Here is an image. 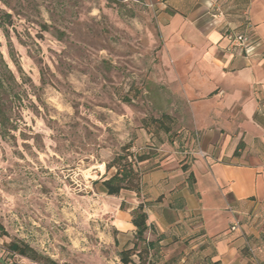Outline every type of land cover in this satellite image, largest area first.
I'll return each mask as SVG.
<instances>
[{
	"label": "rangeland",
	"instance_id": "obj_1",
	"mask_svg": "<svg viewBox=\"0 0 264 264\" xmlns=\"http://www.w3.org/2000/svg\"><path fill=\"white\" fill-rule=\"evenodd\" d=\"M158 13L154 0H0V54L17 81L0 126V264H124L141 191L107 194V164L149 153V169L188 125L165 86ZM12 240L42 259L10 254Z\"/></svg>",
	"mask_w": 264,
	"mask_h": 264
},
{
	"label": "crops",
	"instance_id": "obj_2",
	"mask_svg": "<svg viewBox=\"0 0 264 264\" xmlns=\"http://www.w3.org/2000/svg\"><path fill=\"white\" fill-rule=\"evenodd\" d=\"M154 1L165 86L188 123L181 149L138 163L146 222L173 242L155 264H264V0ZM225 23L259 40L253 55L228 50Z\"/></svg>",
	"mask_w": 264,
	"mask_h": 264
},
{
	"label": "trees",
	"instance_id": "obj_3",
	"mask_svg": "<svg viewBox=\"0 0 264 264\" xmlns=\"http://www.w3.org/2000/svg\"><path fill=\"white\" fill-rule=\"evenodd\" d=\"M0 27H3L0 22ZM17 85L16 77L13 71L8 67L0 54V126L7 129V123L13 113L12 97ZM161 117L168 118L166 114ZM165 131H169V127H164ZM131 152L118 153L107 164V168L111 165L116 166V171L111 176L102 180V185L107 194L116 195L121 190L129 189L140 194L142 186L140 185L141 170L137 165L140 161L150 158L152 155L142 153L134 155V160H129L127 155ZM143 199V198H142ZM148 204L147 201L140 200L138 204L131 210V222L135 227L134 239L132 246L125 247L120 251V259L124 264H154V257L158 258L161 245L159 244L160 236L154 239H148L145 232L149 229L153 232L152 226L148 225L147 213L144 210ZM6 234V231L0 223V235ZM142 243V248L138 247V243ZM6 249L10 254L25 256L33 261H40L41 256L34 248L24 242L12 240L7 243ZM132 254L137 256V260L131 257ZM44 264H57L55 261L45 258Z\"/></svg>",
	"mask_w": 264,
	"mask_h": 264
},
{
	"label": "built area",
	"instance_id": "obj_4",
	"mask_svg": "<svg viewBox=\"0 0 264 264\" xmlns=\"http://www.w3.org/2000/svg\"><path fill=\"white\" fill-rule=\"evenodd\" d=\"M220 13H216L218 16ZM222 30H224V36L228 42L227 48L230 51H240L246 56H251L255 53V48L259 44V40H255L246 31H234L228 24H223ZM236 222L232 223L230 228L232 230L237 229Z\"/></svg>",
	"mask_w": 264,
	"mask_h": 264
}]
</instances>
